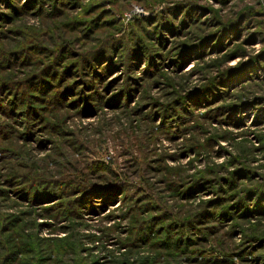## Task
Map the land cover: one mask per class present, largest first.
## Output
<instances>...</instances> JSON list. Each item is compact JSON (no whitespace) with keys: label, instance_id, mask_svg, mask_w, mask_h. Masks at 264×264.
Wrapping results in <instances>:
<instances>
[{"label":"rangeland","instance_id":"1","mask_svg":"<svg viewBox=\"0 0 264 264\" xmlns=\"http://www.w3.org/2000/svg\"><path fill=\"white\" fill-rule=\"evenodd\" d=\"M0 264H264V0H0Z\"/></svg>","mask_w":264,"mask_h":264}]
</instances>
